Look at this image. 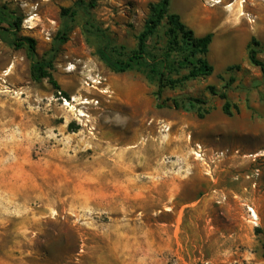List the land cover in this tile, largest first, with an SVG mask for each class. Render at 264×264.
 <instances>
[{
  "label": "rangeland",
  "instance_id": "1",
  "mask_svg": "<svg viewBox=\"0 0 264 264\" xmlns=\"http://www.w3.org/2000/svg\"><path fill=\"white\" fill-rule=\"evenodd\" d=\"M76 1L0 0V264H264V78L247 53L254 37L264 63V1L170 0L195 37L213 34V72L159 98L143 69L114 73L95 54L133 50L159 0H98L63 18ZM22 36L52 58L59 90L31 79ZM208 86L238 110L224 114Z\"/></svg>",
  "mask_w": 264,
  "mask_h": 264
},
{
  "label": "trees",
  "instance_id": "2",
  "mask_svg": "<svg viewBox=\"0 0 264 264\" xmlns=\"http://www.w3.org/2000/svg\"><path fill=\"white\" fill-rule=\"evenodd\" d=\"M170 0H159L156 3H149V16L144 23L143 30L137 35L136 47L125 54H115L116 49L108 42L99 46L95 50L98 59L112 72L124 73L134 69H143L150 79L157 82L156 98L161 96L163 89L175 88L181 86L185 81L195 79L199 76H208L213 72V67L208 63L205 54L208 52V46L212 40V33L208 32L201 37H195L191 29H189L180 19L179 15L169 13L168 6ZM98 0H77L73 6L62 7L60 15L63 18H73L76 14L75 7H81L90 12L96 7ZM166 19L168 26L166 30L167 42L165 45L163 57L152 55L148 50V40L156 33L157 28L162 21ZM20 18H16L10 25L18 30L20 27ZM68 26H63L56 34V40H66L69 32ZM258 46L260 43L254 37L251 38L247 46L248 59L250 63L260 69L264 78V63L257 58L258 50L251 45ZM14 45L21 47L25 45L28 49V56L31 59L29 72L30 77L35 82H40L46 78L49 83L56 89L60 87L54 79L51 70L53 69L52 58H37L35 40L33 38L22 36ZM122 48V47H120ZM181 69H186L187 73L179 75ZM175 75H179L175 77ZM209 92L217 95L223 100L222 111L226 115H231V107L238 110V107L232 105L228 100L224 90L216 92L214 87L208 86ZM189 105L203 104L204 102L198 98H189ZM174 105L179 107L176 100ZM191 108V107H190ZM208 109L200 113L198 116L203 117Z\"/></svg>",
  "mask_w": 264,
  "mask_h": 264
},
{
  "label": "built area",
  "instance_id": "3",
  "mask_svg": "<svg viewBox=\"0 0 264 264\" xmlns=\"http://www.w3.org/2000/svg\"><path fill=\"white\" fill-rule=\"evenodd\" d=\"M222 0H207L208 4L210 6L219 4ZM264 1V0H263ZM30 19H32V17H30ZM27 29H32V22H29V24L27 26H25ZM194 154L198 157H202V152L200 150V148L197 146V150L194 152ZM216 158H220L223 156V152H219L215 154ZM254 159L257 156V154H254ZM261 156H264V151L262 152ZM246 210H247V214L249 217V220H251V222H253L254 224H256L257 221V214L254 210V208L252 206L247 205L246 206Z\"/></svg>",
  "mask_w": 264,
  "mask_h": 264
},
{
  "label": "bare ground",
  "instance_id": "4",
  "mask_svg": "<svg viewBox=\"0 0 264 264\" xmlns=\"http://www.w3.org/2000/svg\"><path fill=\"white\" fill-rule=\"evenodd\" d=\"M241 14H244V13H241ZM74 100V99H73ZM84 104H88V102L86 101V102H84ZM65 105H68V103H65Z\"/></svg>",
  "mask_w": 264,
  "mask_h": 264
},
{
  "label": "crops",
  "instance_id": "5",
  "mask_svg": "<svg viewBox=\"0 0 264 264\" xmlns=\"http://www.w3.org/2000/svg\"><path fill=\"white\" fill-rule=\"evenodd\" d=\"M190 18H192V14H190ZM190 21H192L191 19H190ZM194 22V21H193ZM203 36V35H202Z\"/></svg>",
  "mask_w": 264,
  "mask_h": 264
}]
</instances>
